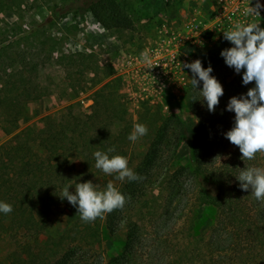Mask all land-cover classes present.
<instances>
[{"label": "trees", "instance_id": "1", "mask_svg": "<svg viewBox=\"0 0 264 264\" xmlns=\"http://www.w3.org/2000/svg\"><path fill=\"white\" fill-rule=\"evenodd\" d=\"M21 1L0 0V10L19 7ZM86 8L99 24L115 34L133 28V20L118 0H89ZM260 25L264 28V16ZM203 35L210 37L211 32L205 31ZM221 42L218 48L207 52L191 44L180 48L199 59L203 67L210 65L213 69L210 75H220L218 81L224 93L217 109L197 124L187 164L176 159L183 134L180 119L146 105L141 120L148 129L147 135L141 137L145 149L133 153L135 142L128 139L132 125L127 109L117 92V84L107 81L93 92L94 113H75L69 104L60 113L47 115V131L25 126L10 144L0 145V202L13 208L7 215L0 212V232L8 230L15 217L30 206L37 208L40 221L45 224L56 208L66 203L67 199L60 197L64 187L98 175L105 178V173L95 167L93 153L114 147L112 155L127 154L128 167L142 179L120 182L117 188L126 197L122 209L89 223L79 215L59 235L46 236L39 252L47 257L46 264H133L141 256L146 216L167 214L175 200L185 195L187 182L194 187L198 204L214 207L217 214L207 238L195 237L184 255H171L166 264H264V200L258 201L251 190H242L236 179L244 167L264 168V152H257L252 160L242 159L239 148L224 135L231 129V115L223 110L229 98L246 94L255 85L254 82L244 85L242 75L234 74V69L225 64L220 52L233 45L223 35ZM184 70L191 78V70ZM25 71L21 62L9 73H0V126L4 133L17 127L28 102L40 98L39 84L28 80ZM189 90L191 95L200 93L191 86ZM218 139H226L232 146L222 160L212 157ZM71 152L81 158L78 172L74 170ZM106 185L103 179L97 186L102 189ZM153 189L157 193L143 202L140 219L129 217L128 211ZM103 237L118 244V251L108 253L98 249ZM7 258L8 264H42L16 249L8 252Z\"/></svg>", "mask_w": 264, "mask_h": 264}, {"label": "rangeland", "instance_id": "2", "mask_svg": "<svg viewBox=\"0 0 264 264\" xmlns=\"http://www.w3.org/2000/svg\"><path fill=\"white\" fill-rule=\"evenodd\" d=\"M88 1L22 0L19 7L0 10V46L3 47L0 52V73L7 74L22 62L26 66L25 77L38 83L40 88V98L25 105L15 129L4 133L0 126V145L10 144L25 126L47 131V115H56L69 104L73 105L75 113H94V90L112 81L117 84V92L123 98L132 125L131 131L136 123H141L145 105L163 115L174 114L180 119L183 134L176 159L180 164H187L194 130L209 113L201 94H190V75H187L183 85L169 92L161 101L136 104L128 98L129 91L122 85V65L126 54L156 39L157 25L162 22L180 25L183 20L193 16L195 10L208 14L215 0H118L134 24L131 30L117 34L95 20L86 8ZM221 37H205L201 49L207 52L218 48L222 43ZM234 74L242 75L243 70L239 74L234 71ZM214 77L218 80L220 75ZM228 113L232 128L235 114ZM217 141L212 157L222 160L232 146L226 139ZM134 146V154L139 150L144 151L143 138H139ZM123 156L127 157V154ZM70 157L75 172H78L81 169L80 156L71 152ZM103 179L116 187L121 182L115 178V174H105V178L98 175L92 180L76 183L92 181L99 185ZM71 186L70 190L74 192L75 183ZM185 186V195L175 200L167 214L146 218L143 215L146 236L139 254L141 256H137L133 264H166L169 256L184 255L186 247H191L195 237L209 236L210 225L217 211L212 206L198 204L194 198V187L189 186L188 182ZM156 193V189L147 192L127 215L134 220L140 219L143 202ZM40 216L37 208L30 206L15 217L8 230L0 232V264L9 263L7 253L13 249L46 264L47 257L39 255L46 236L59 235L79 214L77 208L66 201L56 208L45 224L40 221ZM97 248L115 253L119 245L103 237ZM203 248L206 249L204 245Z\"/></svg>", "mask_w": 264, "mask_h": 264}, {"label": "clouds", "instance_id": "3", "mask_svg": "<svg viewBox=\"0 0 264 264\" xmlns=\"http://www.w3.org/2000/svg\"><path fill=\"white\" fill-rule=\"evenodd\" d=\"M250 2L251 0L244 12L245 18L260 17L259 10L264 6L257 0L254 7H249ZM223 36L233 45L220 52L225 64L238 74L243 70L244 85L252 82L255 85L249 88L246 94L229 98L225 110L234 112V125L224 135L230 143L239 148L242 159L252 160L257 152H264V28L260 27V20L248 22L245 19L234 23L229 30L223 32ZM180 66L191 70V87L200 92L208 111L214 112L219 98L224 93L219 81L210 75L212 67H203L199 59ZM200 82L202 88L198 89ZM147 133L146 125L136 123L128 139L134 143ZM112 153H115L114 147H109L106 151H95V167L105 174H115V178L121 182L125 179H142L128 167L127 157ZM236 179L240 182L239 187L242 190H251L258 201L264 200V168L244 167ZM70 187L72 186L64 187L60 197L66 198L70 205L76 207L81 220L86 223L94 222L98 217L115 209H122L126 203L125 195L112 182L102 189L92 181L75 183L74 192L69 191ZM12 211V205L0 202V212L7 215Z\"/></svg>", "mask_w": 264, "mask_h": 264}, {"label": "built area", "instance_id": "4", "mask_svg": "<svg viewBox=\"0 0 264 264\" xmlns=\"http://www.w3.org/2000/svg\"><path fill=\"white\" fill-rule=\"evenodd\" d=\"M249 0H215L211 11L203 14L200 10L192 12L180 25L166 22L156 26V39L143 48H134L126 54L121 76L122 84L128 91V98L136 104L146 101H161L169 92L176 90L188 75L180 64L196 59L180 51L185 44L199 49L203 44L205 31L211 36H222L236 22L259 21L264 16V7L259 10L260 17L248 16L244 12ZM257 0H251L249 7H254ZM264 6V0H259ZM208 38V37H206Z\"/></svg>", "mask_w": 264, "mask_h": 264}]
</instances>
